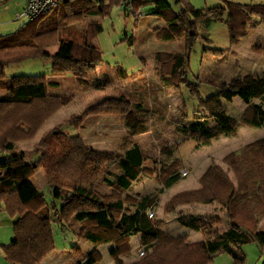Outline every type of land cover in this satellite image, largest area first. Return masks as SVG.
Wrapping results in <instances>:
<instances>
[{"label": "trees", "instance_id": "trees-1", "mask_svg": "<svg viewBox=\"0 0 264 264\" xmlns=\"http://www.w3.org/2000/svg\"><path fill=\"white\" fill-rule=\"evenodd\" d=\"M171 2L177 12L168 0H134L132 15L139 9L152 7L150 14L166 23L154 30L156 38L167 43H184V54H155V73L165 87L181 92L185 86L188 96L195 101L194 120L211 119L214 127L192 122L179 128V132L202 147L221 137H235L243 127L261 129L264 134V77L247 75L230 83L219 82L216 93L203 98L198 84L190 83L187 76L188 54L199 38V23L205 28L212 20L225 25L229 49L204 48V52L220 56L246 39L249 29L264 26V3L250 5L224 0L223 7L196 10L190 0ZM118 4L119 0H66L23 24L13 34L0 37V92H4L0 94V154H6L7 158L5 172H0V210L16 218L13 238L8 245L0 246L5 261L40 264L55 251L49 205L30 181L37 171L43 172L53 198L60 201L58 209L53 207L56 222L60 226L78 223L79 239L95 247L114 244V264H123L121 258L130 257V238L134 235H139V245L145 253L132 264H210L219 253L227 254L232 264H244L240 249L250 243L263 254L264 233L257 232V227L264 217V135L226 155L222 161L226 170L210 164L198 179V189L173 195L165 204L166 213L181 205L220 206L228 223L223 232L216 230L220 224L217 218L208 222L192 215L178 218L183 228L201 233L202 241L196 243L188 242L185 236L174 237L164 232V222L148 214L161 192L184 179L180 161L162 162L154 173L161 189L128 205L126 195L132 186L143 175H151L143 166L145 156L137 144L133 143L122 155H113L90 150L78 135L69 136L58 128L47 133L30 153L37 156L35 160L27 159L29 153L16 150L17 144L32 140L72 98L51 96L48 90L57 84L44 76L7 78L5 68L47 56L46 49L58 45V51L49 56L51 76L71 74L78 85L88 86V75L102 62V52L95 44L102 26L99 21L89 22L83 33L77 26L89 18L110 16ZM117 76L125 80L128 74L118 68ZM93 86L100 89L104 84L95 82ZM236 95L248 104L239 119L230 117L220 103L221 99L229 101ZM131 106L125 97L111 98L88 114L121 116L128 137L132 138L148 131L145 118L148 111L141 104H135L133 110ZM68 124L74 130L79 129L80 115L72 117ZM165 150L167 157L171 156V150ZM107 163H115L120 173L111 179L103 178L111 194L100 195L94 185ZM128 206L134 209L130 211ZM93 259L89 255V260Z\"/></svg>", "mask_w": 264, "mask_h": 264}, {"label": "rangeland", "instance_id": "rangeland-1", "mask_svg": "<svg viewBox=\"0 0 264 264\" xmlns=\"http://www.w3.org/2000/svg\"><path fill=\"white\" fill-rule=\"evenodd\" d=\"M168 1L177 12L178 8L173 5L171 0ZM228 1L250 5L264 3V0ZM24 3L25 0H0V37L13 34L27 23L24 19L15 20L14 18V15L21 11ZM190 3L196 10H213L224 6V0H190ZM148 11L145 10V13ZM145 13L137 17L136 13L133 16L130 10L117 6L112 9L110 16L103 19L89 18L84 24L77 26L81 33L84 32L85 26L89 22L99 21L102 26V31L95 39V44L102 52V62L96 65L94 71L88 75L86 79L88 86L86 87L78 85L71 74L51 76V58L49 56L57 52L58 45L48 48L47 56L10 64L5 68L7 78L44 76L47 81L57 84L56 87L48 90L51 96L72 98V102L50 118L32 140L16 145L17 151L29 153L27 156L29 160L33 161L37 158L36 155L30 153L34 151L40 140L47 133L58 128L69 136L78 135L90 150L122 155L124 151L131 148L133 143L141 148L145 156L143 166L151 171V175H143L132 186L126 195L128 205L138 202L143 196L149 198L161 189V186L155 181L154 173L158 172L162 162H168V159L180 161L182 166L180 174L184 179L203 174L210 164L219 163L218 166L226 170V166L222 162L226 155L264 135L261 129L243 127L238 130L235 137H221L213 141L210 146L202 147L179 132V128L187 127L192 122L208 128H213L214 122L208 118L194 120L192 108L195 101L190 99L185 86L181 92H177L163 86L159 81L155 73V54H184V43L182 41L169 43L159 41L154 30L165 26L166 23L152 14ZM257 20L258 18H255V21ZM198 33L199 38L193 42L188 54L187 76L190 83L198 84L203 98L215 94L219 82L230 83L236 78L247 75L264 77L263 25L249 29L246 39L220 56L211 55L210 51L204 52V48L229 49V38L225 25L212 20L205 28L199 23ZM118 68L128 74L125 80L117 76ZM95 82L104 84V87L94 88ZM0 94H4V92H0ZM119 97H125L131 103L132 110L135 104H141L148 111L145 116L148 121L146 133L129 138L121 116L88 114L107 99ZM220 103L227 114L235 119L240 118L248 105L239 95L229 101L221 99ZM77 115L81 117V127L74 130L69 126L68 121ZM165 149L171 150V156L167 157ZM6 166V154H0V172H5ZM118 171L115 163L104 164L100 177L94 185V190L100 195H110L111 191L103 178L111 179L118 174ZM229 175L231 176V174ZM30 181L38 194L42 195L49 205V216L52 219L54 230L55 251L40 264H114L115 246L105 244L95 247L79 239L80 225L78 223L70 222L66 226H60L56 222L53 207L58 209L60 201L53 198L51 190L45 184L42 171L35 172ZM177 190V188H173L161 192L154 209L148 211V214L155 220L164 222L163 230L169 234H176L180 230L185 231L179 226L178 218L187 216L188 213H197L196 210H191L188 207L175 210L179 206L169 213L164 211L165 204L174 194L172 192H177ZM211 206L213 207L210 208V213L201 216V218L207 220L206 222L215 221L216 218L220 219L216 230H222L228 223L224 220L220 206L216 203ZM128 208L132 211L134 206H128ZM15 220V217H10L0 211V246L8 245L13 238L12 224ZM130 247V257L121 258L123 264L137 262L145 253L138 244V236H133L130 239ZM91 252L94 254V259L88 263ZM240 253L243 256L244 264H261L264 260V253L261 254L254 243L244 245L240 249ZM0 264H9L5 261L1 248ZM210 264H232V259L227 254L219 253Z\"/></svg>", "mask_w": 264, "mask_h": 264}, {"label": "crops", "instance_id": "crops-1", "mask_svg": "<svg viewBox=\"0 0 264 264\" xmlns=\"http://www.w3.org/2000/svg\"><path fill=\"white\" fill-rule=\"evenodd\" d=\"M27 0H25V2H26ZM25 4V3H24ZM24 6V5H23ZM23 8V7H22ZM21 8V9H22ZM147 9H149V7H147ZM152 11V10H151ZM149 13H150V11H148ZM58 49H59V46H58ZM47 50V49H46ZM58 51V50H57ZM54 55V54H53ZM53 55H51V56H53ZM258 138H261V136H259ZM257 138V139H258ZM20 152H24V151H20ZM28 160H29V158H27ZM216 165H219V163H216ZM120 173V171H118V174ZM202 174V173H201ZM201 174H199V175H197V176H190V177H188V178H186V179H184V180H182L181 182H179L177 185H175V186H173L171 189H173V188H177L178 190H177V192H172V193H174V194H177V193H179V192H182V191H187V190H195V189H198V187H199V184H198V179H199V177L201 176ZM170 189V190H171ZM173 194V195H174ZM172 196V195H171ZM142 198H144V196L142 197ZM141 198V199H142ZM140 199V200H141ZM139 200V201H140ZM214 206V207H213ZM213 206H211V205H202V204H193V205H191V206H179L178 208H176L175 210H177V209H180V208H191V210H196L197 211V213L196 212H192V213H188L189 215H192V216H197V217H201V216H204V215H206V214H209L210 213V208H215V205H213ZM1 211V210H0ZM13 225V224H12ZM180 226V225H179ZM180 227H182V226H180ZM183 228V227H182ZM185 229V228H184ZM228 229V225L226 224L225 225V227L222 229V230H219L220 232H223V231H225V230H227ZM164 231V230H163ZM165 232V231H164ZM257 232H263L264 233V217L261 219V221L259 222V224H258V227H257ZM167 233V232H166ZM169 234V233H168ZM170 235H172V236H174V237H177V236H185V237H187V239H188V242H190V243H196V242H200V241H202V236H201V233H199V232H195V231H191V230H189V229H185V231H179L178 233H176V234H170ZM134 236H138V244H139V235H134ZM133 237V236H132ZM131 237V238H132ZM130 238V239H131ZM109 244H112V243H109ZM113 246H115L114 244H112ZM93 255V257H94V254H93V252H91L89 255ZM90 261V260H89ZM88 261V263H90Z\"/></svg>", "mask_w": 264, "mask_h": 264}, {"label": "built area", "instance_id": "built-area-1", "mask_svg": "<svg viewBox=\"0 0 264 264\" xmlns=\"http://www.w3.org/2000/svg\"><path fill=\"white\" fill-rule=\"evenodd\" d=\"M66 0H27L20 12L14 15L15 20L24 19L26 22H31L38 17L50 12L51 10L57 8L62 2ZM134 0H119L118 6L130 10H133ZM145 13L144 9H139L136 14L137 17L142 16Z\"/></svg>", "mask_w": 264, "mask_h": 264}, {"label": "water", "instance_id": "water-1", "mask_svg": "<svg viewBox=\"0 0 264 264\" xmlns=\"http://www.w3.org/2000/svg\"><path fill=\"white\" fill-rule=\"evenodd\" d=\"M145 10H146V11H148V10L151 11V10H153V8H152V7H149V9L146 8ZM146 13H147V14H150L149 12H146ZM146 13H145V14H146Z\"/></svg>", "mask_w": 264, "mask_h": 264}]
</instances>
